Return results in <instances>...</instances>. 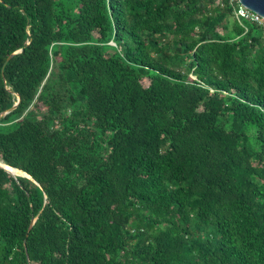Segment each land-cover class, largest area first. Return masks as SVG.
Here are the masks:
<instances>
[{"label":"trees","instance_id":"trees-1","mask_svg":"<svg viewBox=\"0 0 264 264\" xmlns=\"http://www.w3.org/2000/svg\"><path fill=\"white\" fill-rule=\"evenodd\" d=\"M238 5L0 0V162L33 179L0 167V264H264V28Z\"/></svg>","mask_w":264,"mask_h":264},{"label":"water","instance_id":"water-1","mask_svg":"<svg viewBox=\"0 0 264 264\" xmlns=\"http://www.w3.org/2000/svg\"><path fill=\"white\" fill-rule=\"evenodd\" d=\"M238 3H239L241 6L245 7L246 9H248L249 11L254 12V13L258 14L260 17L264 18V0H238ZM21 51H22V49L17 50V51H15V52L11 53V54L7 57L6 61H8V60H9L14 54H16V53H18V52H21ZM15 95H16V101H15V103H14V104L12 105V107H10L9 109L0 112V117H1V116H4V115H5L6 113H8L9 111H11V110H13L14 108H16V106H17L18 103L20 102V96H19L18 93H15ZM6 166L9 167V168H11V169L7 168ZM0 167L3 168L4 170H6L7 172L11 173L12 175H16V173H14L13 170H18V171L21 172V173L18 174V175H22V176L28 177V178H30L31 180H33V179L31 178V176L28 175L26 172H23V171H21V170H19V169H16V168L10 167V166H8L7 164L3 163L2 161L0 162ZM12 169H13V170H12ZM34 222H35V218L31 219V222H30V224H29L28 230L32 227V225L34 224Z\"/></svg>","mask_w":264,"mask_h":264},{"label":"built area","instance_id":"built-area-1","mask_svg":"<svg viewBox=\"0 0 264 264\" xmlns=\"http://www.w3.org/2000/svg\"><path fill=\"white\" fill-rule=\"evenodd\" d=\"M236 16L240 19H246L252 22H255L259 25H261L264 28V18L260 17L258 14L249 11L245 7L238 5V8L236 10Z\"/></svg>","mask_w":264,"mask_h":264},{"label":"rangeland","instance_id":"rangeland-1","mask_svg":"<svg viewBox=\"0 0 264 264\" xmlns=\"http://www.w3.org/2000/svg\"><path fill=\"white\" fill-rule=\"evenodd\" d=\"M108 51H109V52H112L111 49H108ZM12 128H13V127H11V126H10V127H8V126H2V127H0L1 130H8V129H12ZM19 174H20V173H19Z\"/></svg>","mask_w":264,"mask_h":264},{"label":"bare ground","instance_id":"bare-ground-1","mask_svg":"<svg viewBox=\"0 0 264 264\" xmlns=\"http://www.w3.org/2000/svg\"><path fill=\"white\" fill-rule=\"evenodd\" d=\"M7 167V166H6ZM7 168H9V167H7ZM9 169H11V168H9ZM13 170V169H12ZM14 171V173H16V174H19V173H21L20 171H18V170H13Z\"/></svg>","mask_w":264,"mask_h":264}]
</instances>
